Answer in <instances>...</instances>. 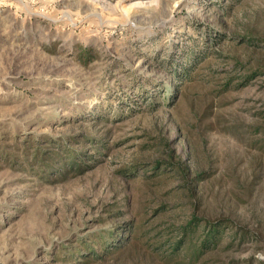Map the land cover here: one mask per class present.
I'll return each instance as SVG.
<instances>
[{
  "label": "rangeland",
  "instance_id": "rangeland-1",
  "mask_svg": "<svg viewBox=\"0 0 264 264\" xmlns=\"http://www.w3.org/2000/svg\"><path fill=\"white\" fill-rule=\"evenodd\" d=\"M0 264H264V0H0Z\"/></svg>",
  "mask_w": 264,
  "mask_h": 264
},
{
  "label": "trees",
  "instance_id": "trees-1",
  "mask_svg": "<svg viewBox=\"0 0 264 264\" xmlns=\"http://www.w3.org/2000/svg\"><path fill=\"white\" fill-rule=\"evenodd\" d=\"M165 141V140H164ZM167 153V158L159 159L155 162L154 169L158 171L165 170V168L171 167L174 171L180 172L183 174L185 178H188V169L185 164L181 163L180 160H177V156L174 154L173 150H169ZM190 183V180L188 179ZM229 219H222L217 222L207 219L205 217H198L196 214H193L191 218L186 222V224H182L181 227V237L182 240L176 244L181 245V243L185 242L187 237H190L192 234H195L200 228H202V233L200 236V247L197 248L196 254L204 249H207L213 245H216L220 240V232L221 227L223 225H229ZM180 229V228H179ZM91 248V253L94 252ZM92 255L98 256V253H92ZM193 258V257H192Z\"/></svg>",
  "mask_w": 264,
  "mask_h": 264
}]
</instances>
